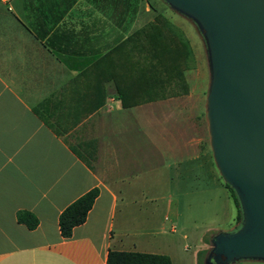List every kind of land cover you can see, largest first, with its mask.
Wrapping results in <instances>:
<instances>
[{"label": "crops", "instance_id": "0c3cea01", "mask_svg": "<svg viewBox=\"0 0 264 264\" xmlns=\"http://www.w3.org/2000/svg\"><path fill=\"white\" fill-rule=\"evenodd\" d=\"M158 14L188 46L182 74L190 86L202 77L192 69L188 39L148 0H0V264H105L109 250L197 264L205 235L186 255L187 247L164 234L168 217L146 208L158 166L184 169L182 184L167 178L165 188L190 179L191 189L205 190L203 204L220 220L216 229L235 223L233 198L203 138L186 144L152 132L153 113L173 109L193 120L196 104L144 97L124 107L118 99V91L135 92L137 85L149 90L152 67L143 58L137 64L142 41L135 33ZM207 83L208 77L206 90ZM201 153L209 164L196 160ZM92 187L98 195L84 222L62 238L60 211ZM20 211L36 218L34 228L17 221ZM174 211L170 232L185 221Z\"/></svg>", "mask_w": 264, "mask_h": 264}, {"label": "water", "instance_id": "95a60500", "mask_svg": "<svg viewBox=\"0 0 264 264\" xmlns=\"http://www.w3.org/2000/svg\"><path fill=\"white\" fill-rule=\"evenodd\" d=\"M163 1L204 41L208 144L241 212L236 230L211 237L204 262L264 260V0Z\"/></svg>", "mask_w": 264, "mask_h": 264}, {"label": "rangeland", "instance_id": "374dc122", "mask_svg": "<svg viewBox=\"0 0 264 264\" xmlns=\"http://www.w3.org/2000/svg\"><path fill=\"white\" fill-rule=\"evenodd\" d=\"M152 6H157V8L161 11L162 15L165 16L169 21L174 23V25L178 26L179 29L185 34L188 39V42L192 49V69L200 74L202 78L198 81L191 82L190 86L187 84V92L180 93L175 95H167L162 98L174 97L168 104H196L193 110V120L183 119L180 115L175 116L176 111L173 109L164 108L163 110H159L153 113V121H152V132L156 133V135L164 134L169 137V139H179V141L194 138H203L202 147L204 149H208L211 155L210 147L208 144V135L206 129V121L204 116V103H205V95H206V81L208 77V68H207V55L205 50V44L202 39V36L199 33L196 25L186 16L180 14L174 9L170 8L167 3L163 0H148ZM183 71V70H182ZM193 71L190 70V75L193 74ZM191 87V89H190ZM169 89L171 91V86L167 87L165 84V89ZM176 89V88H175ZM168 91V90H167ZM178 98V99H177ZM144 101H141L142 103ZM139 104V103H137ZM199 132V133H197ZM167 138V137H165ZM212 158V157H211ZM199 162H204L205 164H209L207 161V156L205 154H200L196 159ZM196 161V162H197ZM157 163H160L158 161ZM213 164V162H212ZM192 164L191 166H193ZM214 167V166H213ZM175 166L167 165L158 166L154 171L153 178V188L148 189L144 195L146 197V208H153V214L156 218H163L164 216L168 217L167 221H163V229L164 234L168 237H173L177 241L175 242L179 248L184 249L186 255L190 254L193 250L196 237L198 235H205V239L201 240V248H207V252L211 247V237L218 232H227L225 229H230L229 232L236 230L239 227V223L241 220V212L239 209V219L235 221V223L230 224L229 226H224L223 229H216L217 224L219 223L217 218L214 216L213 212L209 210L211 205H204V198L206 195L205 190L196 189L193 190L190 187L193 185L190 179L183 183L180 189L165 188V182L167 178H170V185L176 184L177 181L181 182L182 179H179V174L184 172V169H178L174 171ZM202 174L203 170H199L200 167L196 163L193 167ZM203 168V167H202ZM215 168V167H214ZM157 178V179H156ZM159 180V182H157ZM222 180V178H221ZM223 181V180H222ZM224 182V181H223ZM225 183V182H224ZM226 184V183H225ZM227 185V184H226ZM228 186V185H227ZM200 188H203L200 186ZM135 196H139L137 193ZM136 200H139L136 198ZM234 204V203H233ZM177 206V212L180 213L181 216L184 217V223H174L175 232H170L169 227L174 216V210ZM235 213L237 214V208L234 205ZM163 234V235H164ZM182 234L186 235V238L182 237ZM206 264V263H205ZM228 264H264V260L261 259H237Z\"/></svg>", "mask_w": 264, "mask_h": 264}, {"label": "trees", "instance_id": "16d2710c", "mask_svg": "<svg viewBox=\"0 0 264 264\" xmlns=\"http://www.w3.org/2000/svg\"><path fill=\"white\" fill-rule=\"evenodd\" d=\"M135 36L138 40L140 38L142 41V43H137L135 46V54L137 55L136 62L139 65L141 62L139 61L140 58H143L151 65V85L147 86V90L149 89L147 92L138 85L135 87V92L118 91L117 95L120 104L125 107L144 101V97L149 98V100H154L167 95L186 93L187 84L184 80L182 69L186 66L189 51L184 40L170 29L166 20L159 14L154 17L151 24L137 30ZM175 42H178L179 46H182L178 48V52ZM181 58L183 59V64ZM141 64H144V62ZM139 74L136 80L143 79ZM165 84L171 86V91H161ZM48 126L56 132L52 125L48 123ZM225 186L229 189L234 205L237 208L236 219L238 220L239 206L237 199L233 190L226 184ZM97 195L98 188L92 187L60 211L57 224L59 234L62 238L70 237L73 227L84 222L86 214ZM16 219L28 229L34 228L37 223L36 218L32 214L24 211L18 212ZM206 252L207 250H199L197 252V264H205ZM105 264H170V259L164 254L109 250L106 255Z\"/></svg>", "mask_w": 264, "mask_h": 264}]
</instances>
